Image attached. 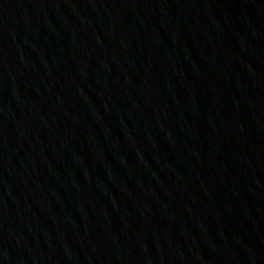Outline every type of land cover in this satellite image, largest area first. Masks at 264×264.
<instances>
[{
  "label": "water",
  "instance_id": "water-1",
  "mask_svg": "<svg viewBox=\"0 0 264 264\" xmlns=\"http://www.w3.org/2000/svg\"><path fill=\"white\" fill-rule=\"evenodd\" d=\"M0 264H264V0H0Z\"/></svg>",
  "mask_w": 264,
  "mask_h": 264
}]
</instances>
